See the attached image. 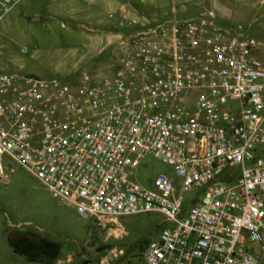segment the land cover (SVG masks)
I'll use <instances>...</instances> for the list:
<instances>
[{"label":"built area","instance_id":"obj_1","mask_svg":"<svg viewBox=\"0 0 264 264\" xmlns=\"http://www.w3.org/2000/svg\"><path fill=\"white\" fill-rule=\"evenodd\" d=\"M109 56L76 81L0 72V180L18 164L103 229L162 215L140 259L97 264H259L264 39L202 14L142 25ZM146 155L170 167L149 187L133 173Z\"/></svg>","mask_w":264,"mask_h":264},{"label":"rangeland","instance_id":"obj_2","mask_svg":"<svg viewBox=\"0 0 264 264\" xmlns=\"http://www.w3.org/2000/svg\"><path fill=\"white\" fill-rule=\"evenodd\" d=\"M202 14H212L220 24L240 23L264 39V0H19L0 19V72L70 81L84 69H104L87 67L78 59L74 48L83 35L110 31L126 36L142 25ZM122 18L126 21L119 25ZM11 167L7 179L0 180V264H44L12 251L8 235L16 232L58 242L59 256L50 264H97L106 254L139 259L134 256L137 244L159 232L163 217L157 212L124 216L103 229L59 202L22 166ZM169 170L166 163L146 155L133 173L149 187L153 176ZM103 245L109 246L98 251ZM254 252L264 264V249L256 246Z\"/></svg>","mask_w":264,"mask_h":264},{"label":"trees","instance_id":"obj_3","mask_svg":"<svg viewBox=\"0 0 264 264\" xmlns=\"http://www.w3.org/2000/svg\"><path fill=\"white\" fill-rule=\"evenodd\" d=\"M147 242L148 240H145L143 243L137 244L138 253H135L134 256L138 255L140 259ZM8 243L14 253L24 256L29 262L50 264L56 260L60 253V244L58 242L39 236L33 232H16L10 234L8 235ZM108 246H100L98 251ZM121 258L128 260L134 259L125 255L121 256Z\"/></svg>","mask_w":264,"mask_h":264},{"label":"crops","instance_id":"obj_4","mask_svg":"<svg viewBox=\"0 0 264 264\" xmlns=\"http://www.w3.org/2000/svg\"><path fill=\"white\" fill-rule=\"evenodd\" d=\"M121 36V33H113L110 31H104L93 34V31L89 35H83L80 40V44L74 48V52L79 53V60L84 61L87 67L102 66L107 68L110 66L109 49L112 44ZM69 72L67 75L69 76ZM79 74L76 77L70 78V81L78 80ZM71 77V76H70Z\"/></svg>","mask_w":264,"mask_h":264}]
</instances>
